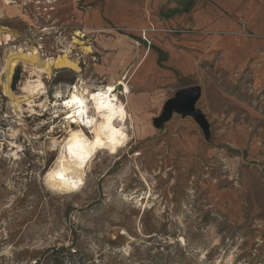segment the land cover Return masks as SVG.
I'll use <instances>...</instances> for the list:
<instances>
[{"label": "rangeland", "instance_id": "374dc122", "mask_svg": "<svg viewBox=\"0 0 264 264\" xmlns=\"http://www.w3.org/2000/svg\"><path fill=\"white\" fill-rule=\"evenodd\" d=\"M55 1L13 0L0 23L7 28L0 34V133L7 139L0 145V264H264V85L252 77L221 71L181 80L170 93L198 87L195 108L205 126L174 109L193 124L170 128L173 116L162 120L167 102L151 108L156 132L142 138L144 125L128 105L136 120L131 143L115 156L100 153L79 191L51 189L46 177L67 126L54 103L81 83L91 91L116 84L126 104L135 93L122 95L119 83L131 79L119 72L108 39L87 36L77 13H60ZM77 31L93 48L73 51L82 72L56 71L45 80L47 96L35 99L42 105L16 113L2 86L7 50L37 47L54 57ZM29 78L19 66L12 90L22 95Z\"/></svg>", "mask_w": 264, "mask_h": 264}, {"label": "crops", "instance_id": "0c3cea01", "mask_svg": "<svg viewBox=\"0 0 264 264\" xmlns=\"http://www.w3.org/2000/svg\"><path fill=\"white\" fill-rule=\"evenodd\" d=\"M54 6L77 13L87 36L108 39L119 72L135 90L130 110L144 125L142 138L156 132L151 108L158 112L174 99L170 92L182 79L229 71L264 85V0H57ZM10 7L0 11V23ZM172 116L170 128L193 124L177 111Z\"/></svg>", "mask_w": 264, "mask_h": 264}, {"label": "bare ground", "instance_id": "6f19581e", "mask_svg": "<svg viewBox=\"0 0 264 264\" xmlns=\"http://www.w3.org/2000/svg\"><path fill=\"white\" fill-rule=\"evenodd\" d=\"M2 3L3 6H0L1 12L5 9V7L15 4V2L11 0H2ZM4 31H7V28L1 27L0 34L5 33ZM84 37L85 35L83 32L77 31L75 37L69 43L70 45L64 50H61L56 56L50 58H44L40 48L37 47L25 48L23 46H19L8 50L6 49L7 54L2 72V76L5 77V81L2 82V86L4 94L11 101L14 108L13 110L16 113H23L24 108L26 107L34 113L35 107L42 105L37 104L35 99L37 97L40 98L47 96L48 91L45 80L52 79L56 71L72 70L76 73L82 72L79 59L74 58L72 54L75 49H82L85 55L93 53V48L85 46L86 43L82 41ZM21 65H23L25 73L30 75V78L21 86L20 90L22 95H17L12 90L11 83L17 68ZM119 85L123 86L124 92L122 95L129 100V97L132 95L131 80L121 81ZM116 86V84H109L104 89L91 91L87 84L81 83L78 84L74 90L71 89L67 92L68 94L64 100L60 102L56 101L54 103V106L59 108V113L66 115L65 119L67 120V126L64 128L65 136L59 143L58 158L54 166L57 167V165L63 161L62 166L66 169H70L71 173L74 176L81 178L83 182L71 191L62 187H53L55 182H50L47 179L48 174L51 171L50 169L47 174L46 181L48 185L52 187L51 189L54 188L58 191H63L64 193H74L79 191L85 184V173L87 172V169L91 167L93 161L100 153L107 154L108 156H115L116 154H119L122 148L127 147L129 143H131L132 138L130 129H135V116L133 117L129 112L128 105L130 104H126L127 102L122 103L118 95L115 94ZM94 95L98 97V100L100 96H103L104 103L111 104V106L117 110H123V119L117 118L112 121V126L119 129L122 133L121 136L115 138V143H113L111 133H109L105 127L108 123L105 117L110 115L109 109L107 107H99L98 100L94 101L92 99ZM73 97H76L84 102L83 110H81L80 106L75 103H73L72 107L67 106L68 102L71 101ZM81 111H83V114H80ZM74 134H76V138L79 139L81 143H86L89 146L94 145L97 137L99 136L101 143L104 146H96L95 148L91 147L90 151L86 150L84 154L85 159L82 162L79 156H74L69 150L70 147L72 148L75 144L73 139ZM13 136L15 135L13 134ZM5 141H7L6 135L0 133V145L5 146ZM10 146L13 149L21 148L15 142H10ZM113 148L115 151L112 150Z\"/></svg>", "mask_w": 264, "mask_h": 264}, {"label": "clouds", "instance_id": "9594fccd", "mask_svg": "<svg viewBox=\"0 0 264 264\" xmlns=\"http://www.w3.org/2000/svg\"><path fill=\"white\" fill-rule=\"evenodd\" d=\"M110 115L106 116L107 125L106 130L111 133V138L115 140V138L121 136V131L115 127L112 126V121L114 119L120 118L123 119V116L121 115V111L117 110L115 108H108ZM92 146L87 145L86 143H75L74 146L71 148V152L74 153V156H79V158H85L84 154L85 151H90ZM81 160V159H80ZM63 161L60 162L57 167H55L53 170H51L48 174V181L55 182L53 184V187H62L66 190H73L75 189L73 187L74 184L80 185L82 184V179L74 176L71 173L70 169H66L63 166Z\"/></svg>", "mask_w": 264, "mask_h": 264}, {"label": "water", "instance_id": "95a60500", "mask_svg": "<svg viewBox=\"0 0 264 264\" xmlns=\"http://www.w3.org/2000/svg\"><path fill=\"white\" fill-rule=\"evenodd\" d=\"M201 91L198 87L188 88L179 93V96L170 100L167 104V111L162 117L166 120L171 117L173 110L177 109L185 114L193 116L201 125H206L205 118L196 110L195 104L199 100Z\"/></svg>", "mask_w": 264, "mask_h": 264}, {"label": "snow or ice", "instance_id": "6c2138e0", "mask_svg": "<svg viewBox=\"0 0 264 264\" xmlns=\"http://www.w3.org/2000/svg\"><path fill=\"white\" fill-rule=\"evenodd\" d=\"M109 91H111V90H109ZM92 99H93L94 101H97V100H98V97H97L96 95H94V96L92 97ZM73 103L78 104V105L80 106L81 110H83V108H84V102H83L82 100H80V99H78V98H76V97H73V99H72L71 101L68 102V105H67V106H68V107H72ZM98 105H99V107H101V108H104V107L112 108L111 104H106V103H104L103 96H100V98H99V100H98ZM80 114H83V111H81ZM121 115H123V110H122V109H121ZM105 119H106V117H105ZM105 127H106V126H105ZM73 139H74L75 143H81V141H80L79 139L76 138V134H74ZM115 142H116V141L113 139V143H115ZM96 146H99V147H103V146H104V145L101 143V140H100L99 136L97 137L95 144L92 145L93 148H95ZM69 150L71 151V147H70ZM112 150L115 151L114 148H113ZM72 154L75 155L74 153H72ZM80 159H81V161L83 162V160H84L85 158H80ZM73 187H74V188H77L78 185L74 184Z\"/></svg>", "mask_w": 264, "mask_h": 264}, {"label": "built area", "instance_id": "2783aa9c", "mask_svg": "<svg viewBox=\"0 0 264 264\" xmlns=\"http://www.w3.org/2000/svg\"><path fill=\"white\" fill-rule=\"evenodd\" d=\"M143 39H144V41L148 44V45H150L151 43L148 41V39L143 35ZM78 84H75V85H73V90L75 89V87L77 86ZM121 86V85H120ZM122 88H123V86H121ZM123 90V89H122ZM123 92H124V90H123ZM123 92H122V94H123ZM59 115L60 116H58V117H62V119H64V120H66L65 118H66V115L65 114H63V113H59Z\"/></svg>", "mask_w": 264, "mask_h": 264}, {"label": "trees", "instance_id": "16d2710c", "mask_svg": "<svg viewBox=\"0 0 264 264\" xmlns=\"http://www.w3.org/2000/svg\"><path fill=\"white\" fill-rule=\"evenodd\" d=\"M18 81V76L16 77V79H15V82H17Z\"/></svg>", "mask_w": 264, "mask_h": 264}]
</instances>
